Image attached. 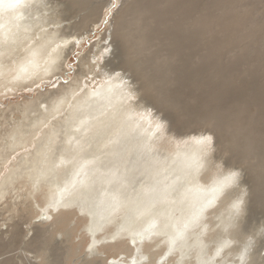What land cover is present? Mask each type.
<instances>
[{
	"label": "bare ground",
	"instance_id": "obj_1",
	"mask_svg": "<svg viewBox=\"0 0 264 264\" xmlns=\"http://www.w3.org/2000/svg\"><path fill=\"white\" fill-rule=\"evenodd\" d=\"M51 1L0 0L4 95L65 76L70 53L95 29L98 0ZM122 5L112 33L79 58L71 82L11 108L0 122V216L15 212L19 218L11 224V216L2 218L0 257L16 246L45 253L49 241L38 228L28 242L20 228L31 225L41 195L47 204L42 218L73 210L85 219L86 264H241L242 254L245 264H264V256L258 260L264 246L239 226L248 190L239 183L233 190L232 199L243 200L234 220L230 203L213 191L233 168L211 152L197 171L201 135L173 133L182 123L173 112L182 111L189 120L212 124L221 141L229 136L237 156L256 162L249 166L256 168L250 198L264 208V80L255 85L264 79V0ZM82 11L78 22L64 23ZM78 30L83 33L74 34ZM223 54L235 56L232 64L222 62ZM119 59L130 75L114 65ZM253 63L257 71L237 73L239 65ZM133 77L142 81L138 87ZM155 103L169 111L167 117L153 113ZM105 250L117 251L115 257L103 256ZM11 259L0 264H16Z\"/></svg>",
	"mask_w": 264,
	"mask_h": 264
},
{
	"label": "rangeland",
	"instance_id": "obj_2",
	"mask_svg": "<svg viewBox=\"0 0 264 264\" xmlns=\"http://www.w3.org/2000/svg\"><path fill=\"white\" fill-rule=\"evenodd\" d=\"M53 1H56V0H52L51 2H53ZM107 1L108 0H98V2L97 1L95 2L96 4H98L97 6L99 7V9H98V11H99L98 16L99 17L97 16V18L95 20V23H96L95 29L93 30V32L91 34L83 36V38L79 42L77 48L73 52L70 53V56L67 59L66 70H65L66 75L65 76H61L62 78L61 77L55 78L56 77L55 76L52 78L51 82H48V83L44 82V83H41L38 85L31 86V87L26 88V89L17 88V89H15V90H13L10 93L5 94V95L3 94L4 93L3 90L0 89V110H4V115H5V119H0V122H4L5 120L9 119L8 114H9V110L11 108H15L19 104L31 101L32 99L35 100L38 97V94L40 92L54 90V89L58 88L57 86H60V83L67 84V83L71 82L73 77L76 76L77 68L79 70V58L81 56L85 55L89 50H92V44H94L95 42L98 43L99 39H101V37L105 34V32L106 33H109V32L112 33V31H113V28H114L113 20L114 19L106 20V9L109 7V5L107 6ZM121 1L123 2L124 0H117V3H122ZM59 2H60V0H57L56 3L53 2V3H50V5L54 6L56 4H59ZM59 9H61V7ZM100 10H101V14H100ZM117 10H119V9H117ZM116 12L113 13L114 17L117 14ZM86 13H87V11L79 12L76 17H74L70 20L69 19L65 20L64 23L67 26L68 25L71 26L72 24L78 22L79 18L82 17ZM66 14H68V13H66ZM66 14H64L65 19H67V16H68V15L66 16ZM66 31L68 33L73 32L72 30L70 31V29H67ZM81 33H83V31L78 30L74 34L80 35ZM103 44H104V42L100 43V45H103ZM110 51H112V49ZM229 56H231V55L230 54H223L222 55L221 60H222V62H225L224 64H229V62H230V64H232L231 60L233 61L234 60L233 58L235 56L230 57V59H229ZM119 63H121L120 59L114 60V65L117 68H119L120 71H124L126 75L127 74L130 75L131 72L129 73V72L125 71L126 67H124V65H122V64L119 65ZM258 67L259 66L256 63L251 64L250 68H248V66H246V67L242 66L241 67L239 65V67H237L238 68L237 73H241V74L247 73V75H248L249 72H247V71H252V70L257 71ZM247 68H248V70H247ZM80 69L83 70V68H80ZM245 70H246V72H244ZM83 74L86 75L85 72H83ZM263 80L264 79L259 78L258 80L255 81V85H258L259 83H263ZM130 81L137 82V84L135 83L136 87H138L140 85V83L142 82V81L139 82V81L134 80V77H133V80H130ZM28 84L29 83H25L24 85L22 84V86H26ZM256 88L257 87L255 86L254 89L256 90ZM154 105H156V107L154 106L153 113L154 112L158 113V115L160 117H167L168 116L167 114H169V111L167 112V109L163 108L162 106L159 107V105L157 103H155ZM170 112H173V111H170ZM18 115H19L18 112L15 111L12 118L14 120H16V117ZM173 115L177 116V118H180L179 120H181L183 123V125H182V123L179 121L180 124L176 125V129L174 130L173 133H175V134L178 133L177 135L188 134V135H198L199 136L201 134H205V135L213 134L212 155L216 156L218 158V160L220 161V163L222 164V166H224L225 168H226V166H229V167H232L234 171L239 172L240 173V179H239L238 183L241 184L240 186H242V188H245L248 190V192L246 194V196L248 195V198L246 200V208L247 209L244 212V214L238 218V219H240V223H239L240 229L246 236L255 237L257 246H264V235H262V233L259 231L260 229L264 228V208L261 207L260 205L256 204L255 202H253L252 198H250L251 187H252L253 181H255L254 177L256 176L253 171L256 168H253V170H250L249 166L253 165V164L255 166V163H256L255 160L251 161L249 158L244 159L243 157L237 156L236 153L232 149H230V147H231L230 143H229L230 137L227 136L228 138L225 137L221 141V137H219L218 133H216L217 130L214 127H212V124H209L207 121H200V120H197L196 118L195 119L192 118L191 120H189L187 118V116H185L186 114H184L182 111H178V112L174 111ZM256 117L257 116H255V118ZM168 128H170L169 123H168ZM0 131H1V128H0ZM218 140H220L221 143ZM36 198H37L38 203L41 205L40 210L44 209L47 206V204L43 200L42 196L37 195ZM37 210L35 211L36 213H32V215L33 216L35 215V216L32 218V220L30 222L31 225L27 226V224H23L24 223L23 222V223H21L23 225L20 224V228L22 229L23 232H25V236L23 237V240L24 241L26 240L27 242L30 241V239L32 238L33 233L35 232V228H38V230L42 234L43 238L47 239L49 241V244L47 246H43L44 247L43 250L46 248L44 250L45 253L44 254H41V253L37 254L38 249H35L34 247H31V246H29L31 248L23 246L20 249H18L19 246H16L17 248L16 247L14 248L16 250H14L13 248H12V250L8 249L5 252V254L0 257V260H2L4 258L5 259L6 258L11 259L12 258L11 260L14 259L16 264H20L22 262V261L20 262L21 259L28 261L31 264H45L46 260L51 261L53 264H86L82 261H85V259H86V261L88 262L89 261L88 258L90 259V256L89 255L83 256L84 253L86 254L87 250H88L87 249L88 237L86 236L85 229H84L85 219L82 216L77 215V213L73 210L72 211L71 210H63V211L61 210L62 214L60 211H58L55 215H53V217H49V219H46V218H42L40 216L41 211L39 209H37ZM69 211H71V212L69 213ZM7 213L8 212H4L2 214V216H0V220H1L0 224L2 223V218H4V217L9 218L11 216V220L6 221L7 224H11L10 222H17L18 221L19 218L15 212H13L11 214L10 213L7 214ZM12 214H13V216H12ZM15 214H16V216H15ZM56 217H58L57 219H60V217H61L63 219L62 221L64 223L61 221V223L59 224V220H57ZM55 221L58 225L56 223L54 224ZM65 221H66V223H65ZM40 223H42V224H40ZM61 225H62V227H61ZM1 228H4V226H2ZM31 228H33V229H31ZM26 230L29 232H27ZM59 230H63L64 232H59ZM2 237H3V240H5V241L8 239V236H2ZM23 249H25V251H23ZM256 249H257V247H256ZM119 251H122V250L119 249ZM258 251L260 252L261 250H258ZM116 252L117 251H115V250H105V252L103 251V256H105L108 259L109 258L111 259L112 257H115ZM263 253H264V251L262 252V254ZM123 255L128 256L129 253L124 250ZM263 256L264 255L259 256L258 260L262 259ZM82 258H84V260ZM169 260H168V262L170 263ZM28 262L23 261V263H28ZM93 264H96V263H93Z\"/></svg>",
	"mask_w": 264,
	"mask_h": 264
},
{
	"label": "snow or ice",
	"instance_id": "obj_3",
	"mask_svg": "<svg viewBox=\"0 0 264 264\" xmlns=\"http://www.w3.org/2000/svg\"><path fill=\"white\" fill-rule=\"evenodd\" d=\"M123 5L122 3H117V0H109V7L106 9V20L114 19L113 13L117 11V9L121 8ZM105 51H110V49H105ZM157 129H162L163 124H157ZM79 131V129H76ZM197 143L201 145V158L196 161L195 168L198 171L199 169L203 168L205 165L206 158L211 154L213 151V134H201L200 138L197 140ZM219 168V166H216ZM240 179V173L237 171H229L228 174L224 177L223 180L217 181L216 187L213 189L214 193H216L217 197L222 198L225 202L230 203L231 213H230V220H234L242 213V204L243 200L237 198L235 200L232 199L234 196V189L238 186V182ZM195 219V217H194ZM230 226H234L230 224ZM187 227V225H185ZM264 235V233H262ZM175 239L173 238L171 244H175ZM228 241H225L220 248L217 249V255L224 247L228 245ZM171 250V249H170ZM247 251V247L245 248V253ZM241 264H245V257L242 254L241 257ZM148 264H154L153 261L149 260ZM203 264H210V261H205Z\"/></svg>",
	"mask_w": 264,
	"mask_h": 264
}]
</instances>
